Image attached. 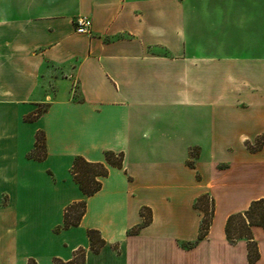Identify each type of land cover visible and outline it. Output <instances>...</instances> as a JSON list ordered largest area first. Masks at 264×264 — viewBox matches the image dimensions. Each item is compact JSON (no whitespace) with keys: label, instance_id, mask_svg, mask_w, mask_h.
I'll return each instance as SVG.
<instances>
[{"label":"crops","instance_id":"crops-1","mask_svg":"<svg viewBox=\"0 0 264 264\" xmlns=\"http://www.w3.org/2000/svg\"><path fill=\"white\" fill-rule=\"evenodd\" d=\"M37 133L44 159L30 156ZM262 135L264 0H0V264H249L224 227L264 199V146L247 148ZM75 157L108 168L90 197ZM205 194L208 235L184 248ZM81 201L78 226L61 229ZM252 234L264 264V231Z\"/></svg>","mask_w":264,"mask_h":264},{"label":"trees","instance_id":"trees-1","mask_svg":"<svg viewBox=\"0 0 264 264\" xmlns=\"http://www.w3.org/2000/svg\"><path fill=\"white\" fill-rule=\"evenodd\" d=\"M42 111H37L33 118H37ZM34 150L31 157L45 158V140L42 133H37ZM264 146V135L260 136L254 146L247 145L251 151L259 150ZM106 163L110 166L121 167L122 155H115L112 152L105 153ZM108 173V168L103 163H90L81 157H75L71 166V175L79 190L86 197H90L101 188L100 179ZM86 202H76L69 205L64 211L63 224L61 229L78 226L85 212ZM195 208L201 211L202 217L199 227L198 239L195 243L205 239L208 235L213 216L214 203L207 195L200 196L195 202ZM143 223L140 227L147 226L151 222L150 209L143 207L140 210ZM259 227L264 231V199H259L250 203L247 210L230 215L225 223L224 233L227 242L231 245L244 240L247 244V259L249 264H255L259 259L258 247L253 238L252 229ZM88 238L91 247L94 249L98 244L103 243L96 231H88ZM193 243L183 244L184 248H190ZM77 253H80L78 251ZM79 259V260H78ZM67 264H81L79 256Z\"/></svg>","mask_w":264,"mask_h":264},{"label":"rangeland","instance_id":"rangeland-1","mask_svg":"<svg viewBox=\"0 0 264 264\" xmlns=\"http://www.w3.org/2000/svg\"><path fill=\"white\" fill-rule=\"evenodd\" d=\"M201 3V1H200ZM206 30H208V28H205ZM206 39V38H205ZM209 40L208 43L205 44H200V46H204L206 47V50L211 52L213 50V45L211 44V39L210 37L207 38ZM213 64L212 62H207V61H200L199 62V71L203 72V76H204V81L201 82L202 85L206 86L204 88H211V81H210V76L207 77L208 74H210V71L212 70ZM210 90V89H209ZM39 111H41V109H39ZM51 205H57V203L54 204H50L49 200L47 202H45V206L49 207ZM196 242V241H195ZM193 242V246H191L189 249H191L192 247H194L197 243ZM264 261V260H263Z\"/></svg>","mask_w":264,"mask_h":264},{"label":"built area","instance_id":"built-area-1","mask_svg":"<svg viewBox=\"0 0 264 264\" xmlns=\"http://www.w3.org/2000/svg\"><path fill=\"white\" fill-rule=\"evenodd\" d=\"M76 33L78 34H89L92 26V22L87 17H78L75 21Z\"/></svg>","mask_w":264,"mask_h":264}]
</instances>
